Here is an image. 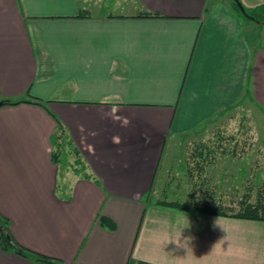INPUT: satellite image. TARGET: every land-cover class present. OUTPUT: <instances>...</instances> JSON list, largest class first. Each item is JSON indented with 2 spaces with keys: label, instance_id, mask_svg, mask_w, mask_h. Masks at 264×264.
Returning a JSON list of instances; mask_svg holds the SVG:
<instances>
[{
  "label": "crops",
  "instance_id": "obj_1",
  "mask_svg": "<svg viewBox=\"0 0 264 264\" xmlns=\"http://www.w3.org/2000/svg\"><path fill=\"white\" fill-rule=\"evenodd\" d=\"M107 1L0 0V102H42L0 106V222L27 252L0 247V264H55L31 251L58 264H264V221L144 200L170 137L243 102L264 110V24L227 0ZM113 107L126 126L103 117Z\"/></svg>",
  "mask_w": 264,
  "mask_h": 264
},
{
  "label": "trees",
  "instance_id": "obj_2",
  "mask_svg": "<svg viewBox=\"0 0 264 264\" xmlns=\"http://www.w3.org/2000/svg\"><path fill=\"white\" fill-rule=\"evenodd\" d=\"M232 7L244 20H253L259 24H264V3L255 8H247L244 6L245 13H243L236 3L231 0ZM82 17V14L79 15ZM83 16H85L83 14ZM135 17L142 18H161L158 13L151 11H140ZM21 102H31L34 104H42L41 100L36 97L28 95L27 98L22 100H4L1 101L0 106L3 105H16ZM233 107H226L221 109L215 117L208 119L205 123L211 124L213 121L218 120L225 113L230 111ZM231 118V117H230ZM205 126L196 129L190 134L183 135V144L186 147L184 163L182 167V181L184 182V196L183 199L166 200L161 196L153 200L149 191L145 196V204L155 203L158 206L171 207L182 211H191L201 214L221 216L226 218H235L243 220L264 221V183L253 185H244L245 192L231 188L226 191L224 181L221 179L214 180L209 174V169L214 167L216 161L220 156H230L233 159L242 157L243 154L248 153L252 146L250 136L241 137L236 134H225L217 130L210 137H205ZM66 135L64 129L58 128V134L52 137V141L57 146L55 151V159L65 163L66 156L63 152L66 146ZM180 138V139H181ZM192 138V147H188V140ZM245 180L249 182V179ZM182 184L178 183L177 188ZM234 189V190H233ZM165 193V186L163 187L162 194ZM100 224L114 228V223L104 216L100 217ZM0 247L3 250L14 248V250L22 255L27 252L22 246L16 245L11 239L8 229L7 219L0 222ZM30 253V252H29ZM30 258L47 263L58 264V260L42 254L32 252L28 255ZM130 264H152L144 261H131Z\"/></svg>",
  "mask_w": 264,
  "mask_h": 264
},
{
  "label": "rangeland",
  "instance_id": "obj_3",
  "mask_svg": "<svg viewBox=\"0 0 264 264\" xmlns=\"http://www.w3.org/2000/svg\"><path fill=\"white\" fill-rule=\"evenodd\" d=\"M114 1L109 0L107 2L114 4ZM240 1L243 4H248L245 0ZM104 10L116 13L120 9L109 6ZM204 126L205 137H210L214 132L219 130L225 132V134L232 133L243 138L248 136L252 138L250 151L243 154L242 157L233 159L229 155H226L218 158L215 166L209 169V174L214 180H223L226 191H230L231 188H236L241 193L245 192L244 185L250 184L256 186L264 183V110L254 105H249L247 102H243L242 106L231 108L230 111L218 120L213 121L211 124L204 122L200 127L202 128ZM183 141V138L170 137L166 142L158 170V188L154 194L155 199L161 198V196L166 200L183 199L185 184L182 181L181 166L184 163L186 153V147ZM188 143L187 150L188 147H192V138L188 140ZM245 177L249 179V182L245 180ZM178 183L182 184L179 188H177ZM164 186L165 193L161 195L160 190Z\"/></svg>",
  "mask_w": 264,
  "mask_h": 264
},
{
  "label": "clouds",
  "instance_id": "obj_4",
  "mask_svg": "<svg viewBox=\"0 0 264 264\" xmlns=\"http://www.w3.org/2000/svg\"><path fill=\"white\" fill-rule=\"evenodd\" d=\"M117 110L115 107H113L109 112L103 113V117L112 120L113 122L120 123L122 126H126L129 121L126 117H120L116 114ZM113 143L119 144L120 139L119 137H113Z\"/></svg>",
  "mask_w": 264,
  "mask_h": 264
},
{
  "label": "water",
  "instance_id": "obj_5",
  "mask_svg": "<svg viewBox=\"0 0 264 264\" xmlns=\"http://www.w3.org/2000/svg\"><path fill=\"white\" fill-rule=\"evenodd\" d=\"M233 1L236 3V5L238 6V8H239L243 13H245V9H244L242 3H241L239 0H233ZM0 104H1V103H0Z\"/></svg>",
  "mask_w": 264,
  "mask_h": 264
}]
</instances>
